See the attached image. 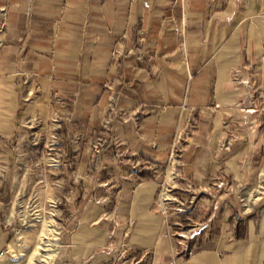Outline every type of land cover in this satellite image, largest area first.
<instances>
[{
  "label": "crops",
  "instance_id": "obj_1",
  "mask_svg": "<svg viewBox=\"0 0 264 264\" xmlns=\"http://www.w3.org/2000/svg\"><path fill=\"white\" fill-rule=\"evenodd\" d=\"M174 170L176 194L207 189L192 254L191 216L159 200ZM0 186V257L35 194L64 221L57 264L124 247L128 264H264V0H0Z\"/></svg>",
  "mask_w": 264,
  "mask_h": 264
},
{
  "label": "rangeland",
  "instance_id": "obj_2",
  "mask_svg": "<svg viewBox=\"0 0 264 264\" xmlns=\"http://www.w3.org/2000/svg\"><path fill=\"white\" fill-rule=\"evenodd\" d=\"M80 80V79H79ZM76 100L86 102L87 100L90 101L92 97L87 95L86 99H84V94L80 92L74 96ZM99 100L95 101V105L100 107L101 103L98 102ZM118 92L116 89H113L112 93L109 95L108 98V106L105 108L103 112V117L101 119V124L99 125L97 131L94 132V135L89 142L90 149L99 154L105 145H108L109 141L105 138L102 130L108 126H111L113 120L118 117ZM104 123V127L102 124ZM51 142L48 145H54L57 143L58 135L51 136ZM81 144V143H80ZM177 144L175 145L176 148ZM179 185V184H178ZM180 186V185H179ZM177 186V187H179ZM181 187V186H180ZM177 191V189H176ZM179 191V190H178ZM185 192V191H184ZM1 186H0V214L3 212L5 205L1 203ZM160 196V195H159ZM188 197L187 194L179 195ZM15 205H16V223L14 224V230L12 233V238H14V245L16 249V254H9L5 255V257H0V264H57L58 254H59V245H60V233L61 228L64 224V221L60 220V217L56 214L55 209H52L53 203H50L51 206L44 207L43 210L38 201V197L35 194H32L26 201H23L21 197L15 198ZM176 204V203H175ZM199 208V207H198ZM197 208V209H198ZM175 211L182 214H188L191 216V225L187 226L184 229H181L178 233L179 239L181 243H184V239L182 234L187 232L188 229L192 228L195 223H198L196 219L193 218L192 213L194 211L184 212L179 211L177 209V205H175ZM62 217V216H61ZM43 227L50 229L52 235V253L51 257H47L48 259L43 260L44 255L40 256V259H35L34 249L36 243L38 241V235L41 233ZM59 230V231H58ZM59 235V238H58ZM177 235V234H176ZM199 241V237L197 235L189 239V243L195 245ZM186 243V242H185ZM9 247H6L4 253ZM129 249L124 247L119 256L117 257V262H113L111 264H128L127 262V253ZM3 253V254H4ZM46 254V252H44Z\"/></svg>",
  "mask_w": 264,
  "mask_h": 264
},
{
  "label": "built area",
  "instance_id": "obj_3",
  "mask_svg": "<svg viewBox=\"0 0 264 264\" xmlns=\"http://www.w3.org/2000/svg\"><path fill=\"white\" fill-rule=\"evenodd\" d=\"M233 143L232 137H227L221 144L220 148L228 150L231 148V145ZM178 176V171L174 170L171 175H168L166 179L162 182V189L159 196L160 203L162 205H168L169 203H176L177 209L179 211L184 212H191L196 210L201 202L203 192H206V188L203 189H197L192 185H189L187 188L184 189L185 193L188 197L179 196L175 193L178 185L175 182V179ZM219 189H227L230 191H234V189L231 187L230 184L227 183L226 180L220 179L218 182ZM201 229V225L199 223H195L194 226L187 230V232H184L182 234V237L185 238L184 242L187 244L189 243V239L192 237H195L197 235V232ZM193 247L189 250V254L193 253Z\"/></svg>",
  "mask_w": 264,
  "mask_h": 264
},
{
  "label": "bare ground",
  "instance_id": "obj_4",
  "mask_svg": "<svg viewBox=\"0 0 264 264\" xmlns=\"http://www.w3.org/2000/svg\"><path fill=\"white\" fill-rule=\"evenodd\" d=\"M52 235L53 234L50 232V229L43 227L41 233L38 236V241L34 249L33 254H35V259H40V256L44 255L43 260H45L48 259L47 257H51V255H53L51 246ZM44 252H46V254H44Z\"/></svg>",
  "mask_w": 264,
  "mask_h": 264
}]
</instances>
